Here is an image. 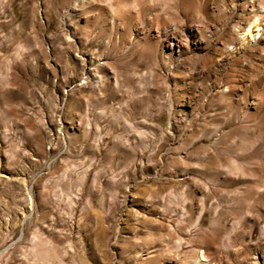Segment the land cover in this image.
Masks as SVG:
<instances>
[{
	"label": "rangeland",
	"instance_id": "374dc122",
	"mask_svg": "<svg viewBox=\"0 0 264 264\" xmlns=\"http://www.w3.org/2000/svg\"><path fill=\"white\" fill-rule=\"evenodd\" d=\"M0 264H264V0H0Z\"/></svg>",
	"mask_w": 264,
	"mask_h": 264
},
{
	"label": "bare ground",
	"instance_id": "6f19581e",
	"mask_svg": "<svg viewBox=\"0 0 264 264\" xmlns=\"http://www.w3.org/2000/svg\"><path fill=\"white\" fill-rule=\"evenodd\" d=\"M261 9H263V7ZM262 27L261 21L258 19V17L256 20H253L252 22L248 23L247 27L241 29L243 41L248 42L257 37L261 29H263Z\"/></svg>",
	"mask_w": 264,
	"mask_h": 264
}]
</instances>
